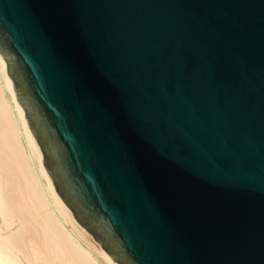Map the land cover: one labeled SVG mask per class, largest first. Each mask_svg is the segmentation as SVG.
I'll list each match as a JSON object with an SVG mask.
<instances>
[{
	"label": "water",
	"instance_id": "obj_1",
	"mask_svg": "<svg viewBox=\"0 0 264 264\" xmlns=\"http://www.w3.org/2000/svg\"><path fill=\"white\" fill-rule=\"evenodd\" d=\"M0 54L118 264H264V0H0Z\"/></svg>",
	"mask_w": 264,
	"mask_h": 264
},
{
	"label": "bare ground",
	"instance_id": "obj_2",
	"mask_svg": "<svg viewBox=\"0 0 264 264\" xmlns=\"http://www.w3.org/2000/svg\"><path fill=\"white\" fill-rule=\"evenodd\" d=\"M0 54V264H118L55 190Z\"/></svg>",
	"mask_w": 264,
	"mask_h": 264
}]
</instances>
